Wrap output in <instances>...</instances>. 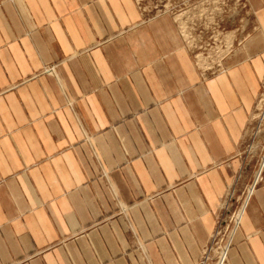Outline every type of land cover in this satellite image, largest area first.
Segmentation results:
<instances>
[{
	"label": "crops",
	"instance_id": "crops-1",
	"mask_svg": "<svg viewBox=\"0 0 264 264\" xmlns=\"http://www.w3.org/2000/svg\"><path fill=\"white\" fill-rule=\"evenodd\" d=\"M244 3L203 68L134 0H0V264H198L234 209L225 264H264V0Z\"/></svg>",
	"mask_w": 264,
	"mask_h": 264
},
{
	"label": "rangeland",
	"instance_id": "rangeland-1",
	"mask_svg": "<svg viewBox=\"0 0 264 264\" xmlns=\"http://www.w3.org/2000/svg\"><path fill=\"white\" fill-rule=\"evenodd\" d=\"M134 1L146 17L162 13L172 16L197 64L203 68L218 64L225 52L235 46L233 38L243 31L248 18L244 0ZM250 128L257 136L264 130V84L251 115ZM234 211L235 209L227 212L222 219L216 245L225 243L226 234L231 227V214ZM235 215L238 216L239 212ZM217 251L213 248L211 254H216ZM223 256L224 253L220 252L216 264L222 263ZM214 261L215 258H209L208 264H214Z\"/></svg>",
	"mask_w": 264,
	"mask_h": 264
},
{
	"label": "built area",
	"instance_id": "built-area-1",
	"mask_svg": "<svg viewBox=\"0 0 264 264\" xmlns=\"http://www.w3.org/2000/svg\"><path fill=\"white\" fill-rule=\"evenodd\" d=\"M261 158L263 160V156ZM262 160H260V161H262ZM250 189H251V187H249L246 190V194L250 191ZM235 213L236 212L234 211V213L231 214V227H230L229 231L226 234L225 243L222 244V245H216V237H217V235L220 232L219 229L222 228V226H220V225L223 223V221L220 220L218 222V224L216 225V228L214 229V231L211 233L209 243L206 246V248H204V250L202 251V254L200 256L198 264H208V259L209 258H215L214 264H216L220 252L224 253V256H223L224 258L221 259V261H222L221 264H225V254H226V250H227V247L229 245V242H230L231 231L238 223V216H236ZM214 245H215V247H212ZM213 248L217 249L218 251L216 252V254L212 255L211 254V250Z\"/></svg>",
	"mask_w": 264,
	"mask_h": 264
}]
</instances>
